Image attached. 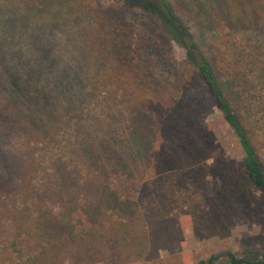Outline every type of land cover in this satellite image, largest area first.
Wrapping results in <instances>:
<instances>
[{"label": "trees", "instance_id": "16d2710c", "mask_svg": "<svg viewBox=\"0 0 264 264\" xmlns=\"http://www.w3.org/2000/svg\"><path fill=\"white\" fill-rule=\"evenodd\" d=\"M19 3L35 11L49 1ZM124 3L153 18L163 38L186 54L180 77L164 83L143 67L134 47L135 26L123 20V12L95 11L101 52L115 70L111 79L137 88L154 82L164 102V128L175 137L193 183L192 191L183 182L173 185L172 208L189 220L197 237L225 236L237 224L264 228V0ZM186 22L199 31L198 43ZM210 108L221 114L240 157L229 156L198 122V112ZM44 154L43 147L31 146L19 181H0V217L11 229L8 248L14 260L9 264H117L125 251L135 254L142 238L140 212L124 192L94 182L91 194L81 196L79 175L60 158L51 161L50 186L42 189ZM222 256L229 264H264V251L211 255L196 264H218Z\"/></svg>", "mask_w": 264, "mask_h": 264}, {"label": "rangeland", "instance_id": "374dc122", "mask_svg": "<svg viewBox=\"0 0 264 264\" xmlns=\"http://www.w3.org/2000/svg\"><path fill=\"white\" fill-rule=\"evenodd\" d=\"M19 1L0 0V181H19L27 150L37 146L46 156L42 189L50 186L51 161L58 158L79 175L83 197L94 182L117 186L140 212L142 237L135 254L125 251L117 264H196L211 255L264 251V228L258 225L237 224L225 236L197 237L189 220L172 208L173 185L183 182L192 191L193 183L175 137L164 128V102L154 82L140 89L111 79L115 70L101 52L95 11L123 12V20L135 26L143 67L164 83L183 72L184 49L124 0H48L35 11ZM186 26L198 43L197 28ZM197 118L229 156L240 157L217 109L198 112ZM10 236L0 217V264L14 260ZM218 264L229 263L222 256Z\"/></svg>", "mask_w": 264, "mask_h": 264}]
</instances>
